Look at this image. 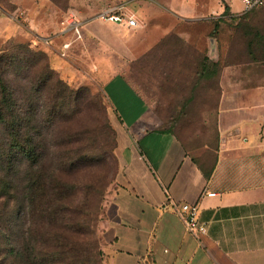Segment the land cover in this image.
<instances>
[{"label": "rangeland", "instance_id": "obj_1", "mask_svg": "<svg viewBox=\"0 0 264 264\" xmlns=\"http://www.w3.org/2000/svg\"><path fill=\"white\" fill-rule=\"evenodd\" d=\"M231 2L208 13L216 27L199 49L168 29L181 21L169 0H0V264H101L102 203L118 172L101 86L115 68L150 127L188 150L214 144L221 83L264 82V4ZM111 5L153 8L157 25L86 21ZM70 13L79 35L61 25Z\"/></svg>", "mask_w": 264, "mask_h": 264}, {"label": "crops", "instance_id": "obj_2", "mask_svg": "<svg viewBox=\"0 0 264 264\" xmlns=\"http://www.w3.org/2000/svg\"><path fill=\"white\" fill-rule=\"evenodd\" d=\"M223 1L234 11L232 0ZM169 2L181 21H171L168 29L199 49L208 44L216 27L208 13L223 12L224 4ZM153 10L132 6L129 11L156 26ZM108 28L138 27L110 22ZM123 71L115 68L101 86L118 163L115 187L102 203L101 263L264 264V82L221 83L214 144L188 150L173 133L149 126L145 102ZM180 203L197 205L206 228L199 240L176 215Z\"/></svg>", "mask_w": 264, "mask_h": 264}, {"label": "built area", "instance_id": "obj_3", "mask_svg": "<svg viewBox=\"0 0 264 264\" xmlns=\"http://www.w3.org/2000/svg\"><path fill=\"white\" fill-rule=\"evenodd\" d=\"M244 10H250L263 5L264 0H239ZM102 21H109L126 28H135L140 24V20L124 6L111 5L102 8L96 15ZM63 29L79 35V23L73 19L72 14L61 21ZM68 47V43L63 44L62 52ZM64 53V52H63ZM208 196L212 192L205 193ZM171 203V201H169ZM168 202V203H169ZM176 215L183 224L184 229L194 239L199 240L205 234L206 228L203 222L198 219V208L195 203H180L176 205Z\"/></svg>", "mask_w": 264, "mask_h": 264}, {"label": "trees", "instance_id": "obj_4", "mask_svg": "<svg viewBox=\"0 0 264 264\" xmlns=\"http://www.w3.org/2000/svg\"><path fill=\"white\" fill-rule=\"evenodd\" d=\"M227 10H228V8L225 6L222 14H228ZM6 194H7L6 192L5 193H2V196H4V195L6 196ZM3 264H5V263H3Z\"/></svg>", "mask_w": 264, "mask_h": 264}]
</instances>
